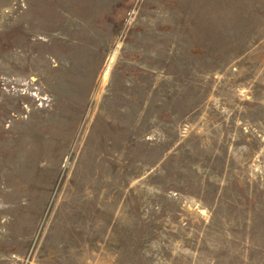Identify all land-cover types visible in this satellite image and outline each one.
I'll return each mask as SVG.
<instances>
[{
    "label": "rangeland",
    "instance_id": "rangeland-1",
    "mask_svg": "<svg viewBox=\"0 0 264 264\" xmlns=\"http://www.w3.org/2000/svg\"><path fill=\"white\" fill-rule=\"evenodd\" d=\"M0 264H264V0H0Z\"/></svg>",
    "mask_w": 264,
    "mask_h": 264
},
{
    "label": "bare ground",
    "instance_id": "bare-ground-1",
    "mask_svg": "<svg viewBox=\"0 0 264 264\" xmlns=\"http://www.w3.org/2000/svg\"><path fill=\"white\" fill-rule=\"evenodd\" d=\"M113 58V57H112ZM108 68V67H107ZM110 70V67L108 68V71L106 72V75H105V80H106V77L108 76V72Z\"/></svg>",
    "mask_w": 264,
    "mask_h": 264
}]
</instances>
